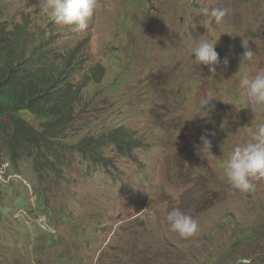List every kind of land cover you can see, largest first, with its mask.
I'll use <instances>...</instances> for the list:
<instances>
[{"label": "rangeland", "instance_id": "374dc122", "mask_svg": "<svg viewBox=\"0 0 264 264\" xmlns=\"http://www.w3.org/2000/svg\"><path fill=\"white\" fill-rule=\"evenodd\" d=\"M212 7L231 11L215 24ZM25 18L54 54L85 45L80 81L98 63L105 77L90 82L41 167L31 150L13 162L2 148L0 264H264V179L244 193L225 174L232 148L251 139L246 127L264 123V106L239 87L264 70V0H97L78 32L56 25L40 0H0L9 27ZM202 36L217 42L214 74L191 53ZM242 40L254 57L240 67ZM203 96L213 99L208 116ZM120 127L144 145L128 154L109 145L101 163L75 147ZM202 135L211 151L198 155ZM177 208L197 221L196 234L170 230Z\"/></svg>", "mask_w": 264, "mask_h": 264}, {"label": "trees", "instance_id": "16d2710c", "mask_svg": "<svg viewBox=\"0 0 264 264\" xmlns=\"http://www.w3.org/2000/svg\"><path fill=\"white\" fill-rule=\"evenodd\" d=\"M11 28V29H10ZM81 42L75 48L54 54L51 40L34 31L25 18L11 27L0 20V160L2 148L12 161L21 151H32L36 167H41L48 142L59 139L76 118L85 90L105 77L102 64L88 68L79 80L89 55ZM26 114L39 122L35 128ZM142 139L123 127L99 137H85L75 147L87 158L101 163L109 145L124 154L144 145ZM1 162V161H0Z\"/></svg>", "mask_w": 264, "mask_h": 264}, {"label": "clouds", "instance_id": "9594fccd", "mask_svg": "<svg viewBox=\"0 0 264 264\" xmlns=\"http://www.w3.org/2000/svg\"><path fill=\"white\" fill-rule=\"evenodd\" d=\"M41 12L47 15L56 25L68 26L71 31H83L88 26L89 19L93 16L97 7V0H40ZM208 12V9L204 10ZM228 7H212L210 16L215 24H220L230 13ZM217 43V42H216ZM209 37L202 36L197 39L191 53L195 61L200 65H207L211 73H216V66L220 64V57ZM244 52L240 57V67L252 61L254 51L249 44L242 40ZM228 65V60L223 61ZM239 87L246 99L255 105L264 106V70L256 72L254 76L241 77ZM212 98L203 96L198 101V107L204 116H208V109ZM251 134V139L244 144H237L231 150L230 158L225 167L228 184L240 192L255 190L254 180L264 179V123L253 122L252 127H246ZM153 132L159 133V127ZM203 147L197 145L198 155L211 151V141L207 135L201 136ZM167 221L171 231L177 232L181 237H190L198 231V223L191 215H187L180 209H173L167 215ZM240 264H250L248 260H241Z\"/></svg>", "mask_w": 264, "mask_h": 264}, {"label": "bare ground", "instance_id": "6f19581e", "mask_svg": "<svg viewBox=\"0 0 264 264\" xmlns=\"http://www.w3.org/2000/svg\"><path fill=\"white\" fill-rule=\"evenodd\" d=\"M192 2V1H191Z\"/></svg>", "mask_w": 264, "mask_h": 264}]
</instances>
